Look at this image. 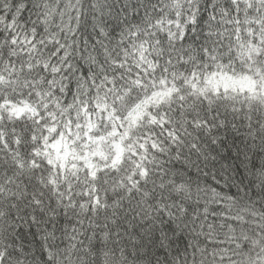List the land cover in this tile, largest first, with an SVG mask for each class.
I'll use <instances>...</instances> for the list:
<instances>
[{"label":"clouds","instance_id":"9594fccd","mask_svg":"<svg viewBox=\"0 0 264 264\" xmlns=\"http://www.w3.org/2000/svg\"><path fill=\"white\" fill-rule=\"evenodd\" d=\"M0 264H264V0H0Z\"/></svg>","mask_w":264,"mask_h":264}]
</instances>
